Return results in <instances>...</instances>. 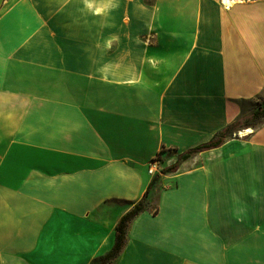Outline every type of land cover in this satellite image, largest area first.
Wrapping results in <instances>:
<instances>
[{"label": "crops", "instance_id": "1", "mask_svg": "<svg viewBox=\"0 0 264 264\" xmlns=\"http://www.w3.org/2000/svg\"><path fill=\"white\" fill-rule=\"evenodd\" d=\"M262 99L264 0H0V264H92L145 194L115 264H264V120L193 151Z\"/></svg>", "mask_w": 264, "mask_h": 264}, {"label": "trees", "instance_id": "2", "mask_svg": "<svg viewBox=\"0 0 264 264\" xmlns=\"http://www.w3.org/2000/svg\"><path fill=\"white\" fill-rule=\"evenodd\" d=\"M264 120V99L258 102L257 108L250 114L240 116L232 124L228 125L225 129L220 131L216 138L209 143H206L195 150L194 152L211 149L222 144L226 138L231 137L236 131L245 129L248 127H254L258 125V122ZM186 155H182L179 160L172 166L167 167L164 172L172 171L177 168L178 162L182 161ZM153 183H151L152 185ZM150 188V187H149ZM146 195L137 202L133 208L121 217L115 227V244L113 248L105 255L95 259L92 264H115L122 254L127 241H128V230L132 221L142 212L147 209Z\"/></svg>", "mask_w": 264, "mask_h": 264}, {"label": "built area", "instance_id": "3", "mask_svg": "<svg viewBox=\"0 0 264 264\" xmlns=\"http://www.w3.org/2000/svg\"><path fill=\"white\" fill-rule=\"evenodd\" d=\"M222 1L229 3L232 0H222ZM163 169L164 168H163V165H162L160 158L155 157L149 163L148 172H149V175L155 176L156 174L162 173L164 171Z\"/></svg>", "mask_w": 264, "mask_h": 264}, {"label": "clouds", "instance_id": "4", "mask_svg": "<svg viewBox=\"0 0 264 264\" xmlns=\"http://www.w3.org/2000/svg\"><path fill=\"white\" fill-rule=\"evenodd\" d=\"M87 6H88L89 8H91V7H92V5H91V4H88Z\"/></svg>", "mask_w": 264, "mask_h": 264}, {"label": "rangeland", "instance_id": "5", "mask_svg": "<svg viewBox=\"0 0 264 264\" xmlns=\"http://www.w3.org/2000/svg\"><path fill=\"white\" fill-rule=\"evenodd\" d=\"M258 123H260V122H258ZM164 168V167H163ZM166 169V167L163 169V170H165Z\"/></svg>", "mask_w": 264, "mask_h": 264}]
</instances>
